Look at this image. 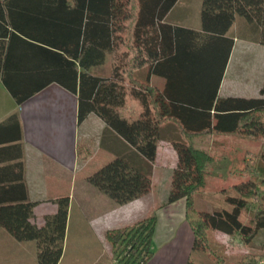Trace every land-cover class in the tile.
I'll return each mask as SVG.
<instances>
[{
    "label": "trees",
    "instance_id": "obj_1",
    "mask_svg": "<svg viewBox=\"0 0 264 264\" xmlns=\"http://www.w3.org/2000/svg\"><path fill=\"white\" fill-rule=\"evenodd\" d=\"M177 0H0V81L16 103L51 82L77 95V121L98 115L138 156L122 157L143 177L151 171L161 127L172 123L170 139L176 163L170 173L166 203L184 198V216L192 234L185 264H257L264 253L247 251L227 262L224 246L212 237L222 231L248 246L264 241V82L259 96L217 97L233 44L226 31L236 15L261 25L264 0H202L201 30L164 21ZM109 55L108 76L89 71ZM212 66L210 81L206 67ZM166 78L163 91L135 78V68ZM210 81V85L205 82ZM235 133L260 140L257 153L246 151L241 174L246 178L221 189L227 206L198 209L195 194L205 184L214 158L194 139L203 134ZM18 114L0 121V227L16 240L36 242L38 264H57L63 250L69 197H58L56 210L42 225L32 221L35 202L28 199ZM79 159L92 154L88 143L76 146ZM157 206L122 227L106 231L113 246L122 243V264H145ZM247 213L246 219L242 218ZM206 260H195L192 252Z\"/></svg>",
    "mask_w": 264,
    "mask_h": 264
},
{
    "label": "crops",
    "instance_id": "obj_2",
    "mask_svg": "<svg viewBox=\"0 0 264 264\" xmlns=\"http://www.w3.org/2000/svg\"><path fill=\"white\" fill-rule=\"evenodd\" d=\"M201 4L202 0H177L164 21L201 30ZM260 33L258 21L236 15L226 31L234 40L226 66L222 69L218 98L259 96L264 82V44L259 41ZM100 66H104L103 71L97 69ZM109 70L108 54L102 64L89 68L90 72L100 76H108ZM206 70V78H212V81V66L208 65ZM132 74L159 91L165 88L166 78L157 73L149 74L147 66L135 68ZM208 80L205 84L210 85ZM13 112L18 114L21 125L27 196L36 203L32 221L42 225L44 216L56 210L55 200L69 197L63 250L57 264H96L102 258L116 264V247L107 239L106 231L114 228V220L142 218L151 206H157V221L151 241L153 255L145 264L186 263L192 251L193 234L184 216V198L166 203L165 192L164 202L154 203L161 201L157 200L161 181L166 185L176 163V151L170 142L175 133L172 123L161 127L156 158L149 175L143 177L122 157L130 154V160L137 162L138 156L98 115L91 112L81 122L77 121V95L59 83L51 82L21 103H16L0 81V121ZM201 136H205L201 139L204 147L209 141V151L213 156V150L219 148V161L223 165L206 174L205 185L201 189L207 188L208 181L218 178L219 188L244 180L246 176L229 174L227 165L242 162L247 150L257 153L262 146L260 140L235 133ZM79 142L90 145L91 156L86 159L77 157ZM77 193L80 195L76 211L80 214L71 222L70 201ZM112 211L115 216L108 217ZM88 212L98 214L89 219ZM218 233L225 236L221 241L227 242L229 235L215 231L216 235ZM252 244L256 245V239ZM98 245L101 248L98 258L90 257V249L94 253ZM36 250L35 240H16L0 227V264H38Z\"/></svg>",
    "mask_w": 264,
    "mask_h": 264
},
{
    "label": "rangeland",
    "instance_id": "obj_3",
    "mask_svg": "<svg viewBox=\"0 0 264 264\" xmlns=\"http://www.w3.org/2000/svg\"><path fill=\"white\" fill-rule=\"evenodd\" d=\"M108 56L106 57V61H108ZM107 64V63H106ZM105 65V64H104ZM99 69L100 71H103L104 70V66H100V68H97ZM205 138V136H197L195 137L194 139V142L196 143V145H200L201 147L203 146V148H207L209 150V141H207V146L204 147V144L202 142L201 139ZM214 152V156L213 158L215 159L213 161V164L211 165V167L209 168V171L206 173V174H209L210 171H216L219 169V167H223V165L220 163L219 161V148H215L213 150ZM210 152V151H209ZM254 153V152H253ZM240 160V159H239ZM240 163L238 162H232L230 164L227 165V167L229 168V174L231 175H240L242 172L241 170L243 169L244 167V162L242 161H239ZM205 174V176H206ZM242 175V174H241ZM160 177H161V180L163 179L162 178V173L160 172ZM163 181H161V185H160V188L158 190V193L159 195L157 196V200H161V201H157V202H154V203H157V204H161L163 203L164 201L163 200V194L165 192H167L168 194V189H169V182H170V179L168 178L167 181H166V185H163L162 183ZM205 185V184H204ZM231 185V184H230ZM229 184L226 185V186H221L219 188V178L216 179V180H213V181H208V186L206 189H200L196 194H195V197H194V204L195 206L200 209V210H203V211H207V212H210L213 210V207L214 206H218V205H221V206H229L228 203L224 200V197L222 196V194L220 193V190L221 189H224L228 186H230ZM164 186V187H163ZM218 188V189H217ZM216 189V190H215ZM80 193H77L75 195V197H71V210H70V220L72 222V220H74L76 218L77 215H79L80 213L78 211H76L77 209V201H78V197H79ZM146 209V208H145ZM143 212V211H142ZM98 213H95V212H88L87 215L89 217V219H93L94 216H96ZM114 214H116L114 211H112L111 213H109L108 217H111V215L115 216ZM246 215L247 213H243L242 214V218L246 219ZM138 219H129L127 221H124V220H114L113 221V227L116 228V227H122L126 224H129V223H132L134 221H136ZM117 222V223H116ZM212 237L215 238L217 240V238H219V243H221L223 246H224V250H225V255H226V260L227 262H232L238 255H241L247 251H251V252H256V253H264V242L262 243V239H261V236H259L257 239H256V245L255 244H249V246H245V245H242L240 242H239V239L237 237H230L229 236V239L227 240V242H222L221 240L223 239V237L225 236H222V234H215V231L212 232ZM254 242V241H253ZM255 243V242H254ZM101 252V248L100 246L98 245V247L96 246V248L94 249V253H92V250L90 249V257H94L95 259L98 258L99 256V253ZM115 252V259H117L116 261V264H122L123 262H127L130 261L131 259H127V254H126V248L123 247L122 243L118 244V246L115 248L114 250ZM193 258L195 260H206V255L205 253L203 252H193L192 254ZM263 261V262H261ZM96 264H110V262L107 261V258H102L101 261H97ZM257 264H264V258H262L260 261H257Z\"/></svg>",
    "mask_w": 264,
    "mask_h": 264
},
{
    "label": "built area",
    "instance_id": "obj_4",
    "mask_svg": "<svg viewBox=\"0 0 264 264\" xmlns=\"http://www.w3.org/2000/svg\"><path fill=\"white\" fill-rule=\"evenodd\" d=\"M262 262V261H261Z\"/></svg>",
    "mask_w": 264,
    "mask_h": 264
}]
</instances>
